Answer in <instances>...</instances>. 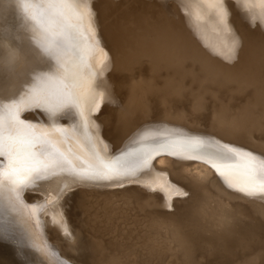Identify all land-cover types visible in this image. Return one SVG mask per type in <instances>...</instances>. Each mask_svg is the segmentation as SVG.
Here are the masks:
<instances>
[{
  "label": "bare ground",
  "instance_id": "1",
  "mask_svg": "<svg viewBox=\"0 0 264 264\" xmlns=\"http://www.w3.org/2000/svg\"><path fill=\"white\" fill-rule=\"evenodd\" d=\"M117 1L89 0L97 36L109 58L98 82L105 95L94 113V131L107 146L105 154L118 157L141 143L198 137L264 158V31L254 40L255 46L238 44L230 51L232 42L198 32L199 26L186 28L185 22L178 23L173 17H165L170 33L158 15L161 20L157 19L159 26L153 30L149 12L155 10L147 0H119L121 10H114ZM116 11L129 25L125 23L124 32L121 27V37L116 36ZM132 12L137 13L134 20L130 19ZM21 23L13 4H0V28L8 30L3 35L14 45L27 48ZM136 29L140 33L134 35ZM151 35L157 39L149 38ZM149 65L157 71L153 83L164 76L163 87L141 88L133 85L141 77L121 78L122 73L132 76L134 68ZM193 66L200 67L203 80L195 75L198 68L195 71ZM213 79V85L207 86ZM193 81L201 84L197 93ZM0 83H6L3 76ZM240 95H249L252 102L244 105L237 100ZM171 103H179V108ZM222 113L234 115L235 121L215 127L198 123L211 114L219 119ZM24 118L34 123L47 121L41 110L26 112ZM71 119L64 117L61 123ZM243 163L238 162L237 175L243 173ZM61 189L56 207L48 206L40 219L47 241L73 264H215L223 247L219 240L225 233L241 243L251 236L264 241V197L230 187L211 164L187 155L161 151L139 167L134 178L118 185L53 178L26 191L24 199L36 204L55 201ZM58 210L63 212L71 237L53 223ZM228 221L239 224V230L225 229ZM0 228L5 229L0 235V264H44L40 253L23 242L20 225L0 216ZM16 239L22 243H15ZM262 245L256 257L238 264H264V242Z\"/></svg>",
  "mask_w": 264,
  "mask_h": 264
},
{
  "label": "snow or ice",
  "instance_id": "2",
  "mask_svg": "<svg viewBox=\"0 0 264 264\" xmlns=\"http://www.w3.org/2000/svg\"><path fill=\"white\" fill-rule=\"evenodd\" d=\"M5 2L15 6L28 47L14 45L3 35L8 30L0 28V76L6 80L0 83V216L21 226L23 242L40 253L44 264H73L47 241L40 219L48 206L56 207L63 189L55 201L36 204L24 199L26 191L53 178L118 185L134 178L154 155L168 151L202 159L230 187L264 197V158L217 141L198 137L151 141L118 157L107 156V146L94 131V113L105 95L98 82L109 58L97 36L89 0H0V4ZM203 3L216 23L231 33L225 0ZM247 5L248 0L237 4L254 24L257 16ZM260 22L264 24V16ZM15 38L23 42L21 36ZM238 44L233 38L230 51ZM32 110H41L47 121L25 119L24 113ZM67 116L71 122L61 123ZM241 160L244 171L237 175ZM52 219L65 236H72L62 211ZM2 234L5 229L0 228ZM14 242L22 243L20 239Z\"/></svg>",
  "mask_w": 264,
  "mask_h": 264
},
{
  "label": "rangeland",
  "instance_id": "3",
  "mask_svg": "<svg viewBox=\"0 0 264 264\" xmlns=\"http://www.w3.org/2000/svg\"><path fill=\"white\" fill-rule=\"evenodd\" d=\"M117 2H118V4H116L117 6H114V8H115L114 10H121V7L119 6V0ZM147 2H148L149 8H153V10H155V13H154V11L149 12V14L151 13L150 15H152L150 17L151 18L150 24H152V25H150L149 27H151L153 30H155V26H159L158 23L156 24V22H158L157 19L159 17L161 19H164L162 22L165 23V25H164V27L166 26L165 30L167 32L170 30L172 31V28H170V26L166 24L168 22L167 21L168 19H166L165 17H167V18L173 17V19H175L178 23H184L185 22L186 28L199 26L198 27L199 29H197L198 32H203V34L211 33L215 39L222 38L226 42H232L233 38H235L236 40H238L240 45H247V46H250V44L254 45V40L260 35L261 32L264 31V24H262L260 22V17L264 16V2H262V0H248V5H247L248 8L250 9L252 14H255L257 16V19H256L254 24L252 22H250V20L248 18V14L242 12L241 9L237 6L238 2H242V0H225V5H226L228 12H229V15L227 17V23L231 28V33H226L223 30L222 26L216 23V19H215L214 15L204 5L203 0H147ZM157 11L160 14L159 13L156 14ZM119 13H120V11H118V12L116 11V13L114 14V20L116 23H118L117 24L118 27L116 26V23H115V27L118 28L117 29L118 33L116 31L117 35L116 34L115 35L121 37L123 34L122 30L124 29L123 32L127 31L126 26H129V25L127 23V19L123 20L122 17L117 16ZM152 13H154L155 15ZM132 14H133V12L130 14V19L134 20L135 17H137V13L133 14V16H132ZM115 15L117 16V18ZM119 15H121V14H119ZM157 15H158V17H156ZM161 19H158V20H161ZM153 20H155V21H153ZM120 23H121V26H120ZM125 23H126V26H125ZM121 27H122V30H121ZM141 30L142 29H140V31ZM134 32H138V33H134V35H137L140 33L139 29H138V31L136 29ZM168 33H170V32H168ZM152 36L153 35L149 36V38L150 37L152 38ZM154 36H156V35H154ZM154 36H153V38H154ZM221 36H223V37H221ZM261 38H263V37H261ZM154 39H157V37H155ZM154 39H152V40L155 41ZM193 67H195V71H196V69L199 66H193ZM136 69L137 68H134L133 71L130 72L133 74L132 76H129V75H131L129 73L125 74L126 73L125 72V73L121 74V78H123L124 80H133L135 78L141 77V78L135 79L133 81V85L141 87V88H147L149 86V88H154V90H156V88H158V87L161 88L164 86V82H163L164 76L162 77L161 81L159 80L157 83H153L155 81L154 75H155V73H157L156 69L153 70V65H149L148 67L138 68L137 70ZM198 69H197V71H198ZM197 71L195 72V75L197 74L196 75L197 77H198V75H199V78L204 77V73L203 72L201 73L200 69L198 72ZM126 77H128V78L126 79ZM129 77L131 79H129ZM199 78H197L198 81L200 80ZM140 79H142V80H140ZM167 79H168L167 84L170 87L171 79H170V77H167ZM203 79L204 78H202L201 80H203ZM198 81L192 82L193 83L192 86H193L195 93L199 92V88H198L199 85L198 84H200L201 82L199 81L200 82L199 83ZM213 82H214V79L212 80V83H211V80L209 81V83L206 82V85L208 84L207 86H212ZM189 83H191V82H189ZM198 97H199V95H198ZM238 97L239 98L237 100H239V102L241 101V103H243L244 105L247 104L249 101L252 102V99L249 97V95H245V96L240 95ZM245 99L247 101H245ZM194 102L196 105L198 104V100H195ZM171 104L175 108L176 107L179 108V106H178L179 103H171ZM190 105L192 106L193 103ZM196 105H195V107H196ZM214 118L215 117L211 114L210 116L205 118V120H199L198 123H201L202 126H207V127L213 126V127H215V126L222 124V123L234 122L236 119V117L234 115L227 114V113H222V115L219 117V119H218V117L215 119ZM194 119H195V121L197 120L196 118H194ZM238 135H242L241 132L238 133ZM233 227H236L239 230L240 225L234 224L232 221H228V224L225 226V229H232ZM221 228H224V226L217 228V230H219ZM245 228H243V229L245 230ZM246 231H248V230L246 229ZM208 235H210V233ZM228 235H229L228 233L223 234L222 236H224V238L222 240H219V242H222V245L224 247V251L222 252L223 247L219 250V252L221 254L218 257V260L215 264H238V263H240V261H242L244 259L248 260L251 256L256 257L257 254H259L261 252V247L263 246L262 242H264V241L261 240V242H260L259 237L255 239L256 236H253V237L251 236L252 238L250 237L246 241L241 243L235 236H228ZM257 240H258V242H257ZM217 242H218V240L217 241L214 240L213 244H217ZM255 242H257V243H255ZM65 252H66V250H65ZM251 258H253V257H251ZM196 259L199 261L200 257H197ZM133 264H137V263L135 262Z\"/></svg>",
  "mask_w": 264,
  "mask_h": 264
}]
</instances>
